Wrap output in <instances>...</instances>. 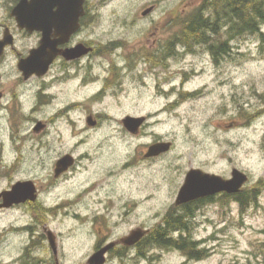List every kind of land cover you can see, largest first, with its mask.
Wrapping results in <instances>:
<instances>
[{"label":"rangeland","instance_id":"1","mask_svg":"<svg viewBox=\"0 0 264 264\" xmlns=\"http://www.w3.org/2000/svg\"><path fill=\"white\" fill-rule=\"evenodd\" d=\"M194 6L197 0H89L92 43L99 46L112 42V48H116L104 57L91 59L90 78H109L110 64L116 65L115 78H127L122 94L106 98L94 108L107 107L108 115L117 120L126 115L148 116L145 132L149 136L129 138L117 126L111 129L112 124L92 135L93 139L106 138V156L119 163L127 162L129 168L102 178L105 189L100 193L99 208L104 215L109 214L104 218L106 230L103 225L99 227V221L91 225L86 219L84 224L68 220L66 233L75 231V243L72 238H62L68 255L63 264H88L90 245L101 236L98 228L102 239H118L154 215L159 216V221L173 204L184 175L191 168L223 178H228L232 169L244 172L248 176L245 193L251 194V201L243 211L230 202L225 206L212 203L197 211L184 234L200 242L198 248L205 251L203 260L187 264L264 261V44L252 35L232 40L231 52L216 62L205 46L192 49L191 53L178 46L177 55L158 68L145 65L139 58L154 43L163 44L169 38L171 43L168 32L176 33L178 20ZM150 7L151 14L142 17ZM129 62L132 67L127 68ZM14 76L7 69L5 78ZM131 78L155 79L147 80L148 87L142 89ZM39 116L29 113L24 122L13 116V129H6L0 137L6 145L10 140L7 135H12L11 154L19 152L33 161L27 165L35 164L38 153L40 137L31 127ZM75 118L78 120L79 116ZM54 128V134L59 130L69 138V132L62 131V123ZM152 140L170 142L173 148L145 167L135 155ZM114 142L117 145L112 146ZM87 201L93 203L91 199ZM111 219L122 221L115 227ZM59 232L65 234L63 229ZM7 258L4 255L2 260L9 262ZM180 262L183 258L171 254L164 256L161 264ZM107 264L121 263L113 257Z\"/></svg>","mask_w":264,"mask_h":264},{"label":"flooded vegetation","instance_id":"2","mask_svg":"<svg viewBox=\"0 0 264 264\" xmlns=\"http://www.w3.org/2000/svg\"><path fill=\"white\" fill-rule=\"evenodd\" d=\"M20 1L0 0V137L6 129H13V116L16 121L24 122L27 114L36 113L41 116L34 118L31 131L40 138L34 165H27L33 164V161L26 160L27 157L19 152L11 154V134L7 135L10 140L6 145L0 138V264H63V259L68 255L66 256L62 238H72L75 243V231L71 235L66 233L68 220L84 224L86 219L91 225L99 221V227L103 225L106 230L104 218L109 214L104 215L99 208L100 193L105 189L102 178L105 175L116 176L117 170L121 172L129 168L127 162L119 163L106 156V138L93 139L92 135L105 131L104 125L112 124L111 129L113 125L114 128L117 126L123 135L137 139L147 135L145 130L149 125V117L143 116V124L135 133H130L122 123L127 115L117 120L108 115L107 107L94 108L95 105L103 104L106 98L122 94L127 78H115V64H110L107 71L109 78H90L91 59L104 57L116 48H112V42L99 46L92 43L89 33V0H84L78 29L65 37L61 44L57 43L60 37L55 33L56 29L52 27L47 30L50 31L48 43L52 46L56 44L58 53L46 69L41 71V75L33 74L25 78L19 70V64L31 51L40 47L44 34L43 31L28 32L17 27L11 12ZM168 36H171L170 32ZM169 39L163 44L158 42L146 47L139 58L145 65L162 67L171 58ZM78 46H82V50L87 51L86 54L72 60L63 57L68 49ZM134 63L136 61L133 65ZM126 67H132V63H127ZM7 69L15 74L14 78H5ZM131 79L139 87L146 89L147 80L155 78ZM75 115L79 116L78 120ZM60 123L63 125L62 131L69 132V138H65L57 129L58 132L54 134V126ZM158 142L160 141L152 140L144 144L143 149H138L135 155L138 162L147 167L152 161L164 156L165 153L147 157L149 147ZM115 145L117 144L114 142L112 146ZM64 159H68L67 166L60 165ZM188 171L181 186L185 183ZM230 177L231 173L228 178H221ZM14 187L19 188L13 197ZM176 196L159 221H156L159 216L154 215L149 222L145 220L137 223L121 238L102 239L103 233L98 228L100 239L91 243L87 259L106 250L102 255L103 260L106 259L104 264L113 257L121 264H161L163 257L171 254L183 258V262L178 264H187L188 261L196 263L203 260L201 255L205 250L198 248L200 242L184 234L188 228L171 231L173 218L181 216L184 221L190 222L197 211L212 203H221L222 206L229 202L235 203L238 210L243 211L251 201V194L245 193V186L237 193L221 192L181 205L175 204ZM87 199H91L93 203ZM242 203L245 204L244 209H241ZM16 213L20 217L12 216ZM114 220L111 219V223L115 227L119 226L118 221H122ZM59 229H63L65 234H61ZM171 242L176 245L172 246ZM4 255H8L9 262L2 260ZM88 264L93 263L89 261Z\"/></svg>","mask_w":264,"mask_h":264},{"label":"water","instance_id":"3","mask_svg":"<svg viewBox=\"0 0 264 264\" xmlns=\"http://www.w3.org/2000/svg\"><path fill=\"white\" fill-rule=\"evenodd\" d=\"M83 3L84 0H21L12 10L11 16L15 19L19 29H25L28 32L43 31L44 34L40 47L31 51L29 56L19 64V70L23 72L25 78L33 74L41 75V71L46 69L58 53L55 47L56 44L52 46L48 43L50 31L47 30L54 27L56 29L55 33L60 37L57 43L61 44L65 37L73 34L78 29L79 19L83 15ZM55 8L56 11H54ZM152 9L145 10L142 16L149 14ZM66 52L67 54H62L63 57L72 60L86 54L87 51L82 50V46H78L68 49ZM144 120V117L126 116L122 123L130 133H135ZM170 147L171 143L169 142H158L149 147L147 157H157L164 154L169 151ZM60 165L67 166L68 159L62 160ZM247 180V175L238 169L232 170L230 179L207 174L199 169H191L187 173L185 183L177 193L175 204L181 205L197 198L221 192L237 193L247 183ZM17 188L19 187L13 188V197L16 196ZM105 251L102 250L92 257L90 263L103 264L102 255Z\"/></svg>","mask_w":264,"mask_h":264},{"label":"trees","instance_id":"4","mask_svg":"<svg viewBox=\"0 0 264 264\" xmlns=\"http://www.w3.org/2000/svg\"><path fill=\"white\" fill-rule=\"evenodd\" d=\"M178 26V31L170 36V57L177 55L178 46L186 53L205 46L216 62L231 52L232 40L252 35L258 36L264 44V0H197V6L180 17ZM244 205L241 204V209ZM188 225L189 221L180 216L173 218L170 228L171 231L186 230ZM171 245L176 243L171 242Z\"/></svg>","mask_w":264,"mask_h":264}]
</instances>
